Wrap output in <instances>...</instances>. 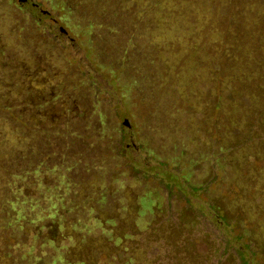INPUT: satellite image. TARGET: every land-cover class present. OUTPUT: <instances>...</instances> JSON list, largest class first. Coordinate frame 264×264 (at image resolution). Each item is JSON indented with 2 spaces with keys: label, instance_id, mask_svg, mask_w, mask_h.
<instances>
[{
  "label": "rangeland",
  "instance_id": "obj_1",
  "mask_svg": "<svg viewBox=\"0 0 264 264\" xmlns=\"http://www.w3.org/2000/svg\"><path fill=\"white\" fill-rule=\"evenodd\" d=\"M31 1L55 20L72 43L62 44L15 0H0V47L14 62H0V100L10 102L21 96L41 104L56 88L62 90L49 104L28 109L29 113L24 110L33 128L37 127L30 134L13 127L7 111L0 110V160L11 159L10 155L23 149L36 159L47 149L49 167L54 162L64 167L78 163L88 169L63 168L60 174L43 178L46 184L51 181L59 186L64 198L65 180L73 172L71 183L80 184L75 195L89 197V202L66 210L57 201L53 204L52 197L40 201L48 207L44 214H56V228L47 235L72 234L65 245H73L76 234L108 239L102 230L105 224L97 216L113 211L125 215V228L134 215L137 233L124 238L131 259L115 255L98 264H122V260L127 264H238L234 249L246 239L237 238L238 231L231 226L219 227L205 211L213 199L223 196V180L231 172L223 161H217L218 176L212 180L214 161L193 150L208 142L202 132L208 121L200 123L192 113L200 107L197 102L204 88L198 83L206 80V47L198 33L209 16L202 2L161 1L150 16L152 28L144 33L135 29L136 43L131 47L127 28L115 31L99 25L66 0ZM85 1L105 9L111 4L109 0ZM145 4L146 0H118L122 23L129 26L130 13ZM187 13L191 23L185 18ZM147 42L159 68L142 59ZM160 66L164 74L159 73ZM42 126L65 134L51 132L58 137L49 138L47 145L38 132ZM68 131L71 136L66 135ZM67 142V147L61 146ZM53 150L58 152L56 157ZM73 155L80 160H72ZM36 175L42 176L39 171ZM169 179L173 184L165 187ZM32 181L31 189H36L32 193L40 190L47 197L38 179ZM193 187L198 190L191 191ZM263 232L264 217H257L258 248L249 264H264ZM26 244L31 245L32 239Z\"/></svg>",
  "mask_w": 264,
  "mask_h": 264
},
{
  "label": "trees",
  "instance_id": "obj_2",
  "mask_svg": "<svg viewBox=\"0 0 264 264\" xmlns=\"http://www.w3.org/2000/svg\"><path fill=\"white\" fill-rule=\"evenodd\" d=\"M66 1L83 14L89 15L99 25L112 27L115 31L127 28L125 34L131 38L133 47L136 43V36H133L135 29L142 30L143 33L150 30V16L164 0H146L143 8L130 13L129 26L122 23L123 15L120 13L122 10L118 8V0H109L111 4L108 9L98 3L97 7H94L95 5L85 0ZM191 1L202 2L201 5L206 8L209 16L198 33L206 47V80L204 83H198L204 85L200 91L201 102H197L200 107L193 110L188 106L200 123L204 121L206 124L208 121L202 131L208 135V142L205 146L200 145L193 150L214 161L215 164L211 166L212 180L218 176L215 168L217 161H223L225 168L231 172L224 180H219H223V196L213 199L205 211L208 218L219 227L231 226L237 229V238L246 239V243L237 246L234 251L238 264H249L258 248L254 234L255 219L264 217V0ZM185 18L191 23V15L187 13ZM150 44L147 42L142 46V59L147 65L152 64V67L159 68ZM0 60L6 62V65L14 63L3 47H0ZM159 71L164 74L161 66ZM162 81L167 84L165 80ZM61 91V87L56 88L41 104L21 96L10 102L0 100V110L7 111L13 127L30 134L37 127L33 128L27 115H24V110L29 113L28 109L49 104ZM38 128L47 145L49 138L57 140L58 137L51 135V132L56 135L65 134L59 132V129L52 130L50 126ZM69 133L68 131L66 135L71 136ZM69 143H62L61 146L65 144L67 147ZM61 146L57 145L58 149ZM23 150L10 155L11 159L0 160V264H58L56 261L61 264H98L101 259L115 255L131 259L130 248L124 238L133 237L137 233L132 221L134 215L129 217L130 222L126 228L123 226L125 215L118 216L111 211L104 213L103 217L97 216V219L105 224L102 230L106 232L108 239L100 236L84 238L76 234L75 243L65 245L64 241L69 240L72 234L57 232L53 237L47 235L46 232L56 228V219L53 220L56 214H44L48 207L44 208L39 202L52 197V203L57 201L62 209L77 208L80 203L89 202L87 194L78 197L75 195L80 184L77 183L76 186L71 183L75 169L79 167L82 172L88 169L83 170L78 163L64 167L63 164L54 162L53 166L49 167L46 164L49 161L47 149L41 150L36 159L30 151L25 149L22 152ZM53 155L56 157L58 152L53 150ZM63 156L64 154L61 155ZM79 157L73 155L71 159L77 161L80 160ZM63 168L65 171H73L65 180L64 198L58 193L59 186L53 185L51 181L46 184L43 180L47 174H60ZM37 171L42 176L36 175ZM33 178L38 179L39 187L45 190L47 197L43 196L40 190L37 195L32 193L36 190L31 189V186H34ZM171 184L173 181L169 179L164 186L170 187ZM197 190L194 187L191 189L193 192ZM99 195L102 198V192H99ZM225 200H230V203L226 204ZM243 204L249 208L251 215L247 212V207H242ZM91 211L94 214L95 210ZM24 226H27L29 231H26ZM28 238L32 239V244L27 247ZM230 242L233 241H229V246ZM121 263L127 264L123 260Z\"/></svg>",
  "mask_w": 264,
  "mask_h": 264
},
{
  "label": "water",
  "instance_id": "obj_3",
  "mask_svg": "<svg viewBox=\"0 0 264 264\" xmlns=\"http://www.w3.org/2000/svg\"><path fill=\"white\" fill-rule=\"evenodd\" d=\"M18 6L23 9L27 14L32 16L37 23L46 27L48 30L52 31L61 39V43L67 45L71 44L72 41L66 35V32L53 20L46 11L39 8L38 5L33 3L31 0H15Z\"/></svg>",
  "mask_w": 264,
  "mask_h": 264
}]
</instances>
